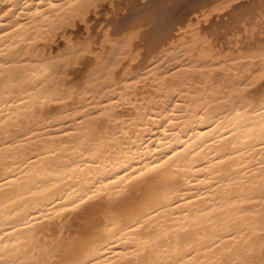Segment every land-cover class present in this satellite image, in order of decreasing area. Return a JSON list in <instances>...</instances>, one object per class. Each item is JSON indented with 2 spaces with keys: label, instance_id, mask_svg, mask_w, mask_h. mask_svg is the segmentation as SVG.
Segmentation results:
<instances>
[{
  "label": "bare ground",
  "instance_id": "bare-ground-1",
  "mask_svg": "<svg viewBox=\"0 0 264 264\" xmlns=\"http://www.w3.org/2000/svg\"><path fill=\"white\" fill-rule=\"evenodd\" d=\"M261 112L264 0H0V264H262Z\"/></svg>",
  "mask_w": 264,
  "mask_h": 264
},
{
  "label": "rangeland",
  "instance_id": "rangeland-1",
  "mask_svg": "<svg viewBox=\"0 0 264 264\" xmlns=\"http://www.w3.org/2000/svg\"><path fill=\"white\" fill-rule=\"evenodd\" d=\"M155 2V0H146V3L147 2H149V6L150 5H153V3ZM141 2V1H140ZM151 2V3H150ZM143 4V3H142ZM157 7V6H156ZM110 8L109 7H105L104 8V10H102V13H101V15L97 18V19H94L93 21H92V24H93V26L95 27L94 28V30H98V27H100L99 25L103 22L104 23V25H106V23H107V20H108V25H110L111 24V26H113L114 27V25H117L119 22H122V21H120V19L121 20H123V17L125 18V16L127 15V13L126 12H123V11H119V13H117V14H113V13H110ZM111 14V15H110ZM109 16H110V18H109ZM121 17V18H120ZM114 18V19H113ZM107 19V20H106ZM97 20V21H96ZM117 20V21H116ZM102 21V22H101ZM112 22V23H111ZM117 24H116V23ZM113 24V25H112ZM79 34H82L83 32H85V29H84V27H82L79 31Z\"/></svg>",
  "mask_w": 264,
  "mask_h": 264
},
{
  "label": "snow or ice",
  "instance_id": "snow-or-ice-1",
  "mask_svg": "<svg viewBox=\"0 0 264 264\" xmlns=\"http://www.w3.org/2000/svg\"><path fill=\"white\" fill-rule=\"evenodd\" d=\"M41 3H43V0H41ZM52 7H55V5H52ZM242 113H237V115H241ZM259 115H261L262 117H264V112L258 113ZM262 134H264V127H262ZM155 167V166H153ZM82 203L84 202L83 200L81 201ZM262 264H264V262H262Z\"/></svg>",
  "mask_w": 264,
  "mask_h": 264
}]
</instances>
